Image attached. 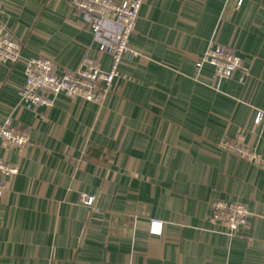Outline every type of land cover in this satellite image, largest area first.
Segmentation results:
<instances>
[{"label":"crops","instance_id":"crops-1","mask_svg":"<svg viewBox=\"0 0 264 264\" xmlns=\"http://www.w3.org/2000/svg\"><path fill=\"white\" fill-rule=\"evenodd\" d=\"M143 0L130 43L140 55L102 102L57 96L18 106L29 57L75 68L94 34L70 0H0V18L22 60L0 64V124L29 132L0 157L19 172L0 195V264H264V169L223 150L243 132L264 159V0ZM109 23L100 32L108 37ZM210 42L233 49L235 71L215 90L213 68L195 60ZM98 64L108 69L110 57ZM2 177L0 175V181ZM94 195L93 207L80 201ZM216 200L239 202L247 224L227 239L208 222ZM161 235L148 232L151 219Z\"/></svg>","mask_w":264,"mask_h":264},{"label":"built area","instance_id":"built-area-1","mask_svg":"<svg viewBox=\"0 0 264 264\" xmlns=\"http://www.w3.org/2000/svg\"><path fill=\"white\" fill-rule=\"evenodd\" d=\"M231 1V11L242 9L245 0ZM71 5L85 12L90 20V29L94 34L81 54L75 68L57 70L55 63L48 57L36 55L25 60L24 82L17 91L18 106L32 110L36 107L53 106L57 96L70 99L79 98L83 101L102 102L104 97L114 91L116 81L121 78L120 66L123 62L131 61L140 52L130 43V35L135 29L138 13L143 0H70ZM109 23L117 29L108 37H101L100 32ZM22 45L10 30L6 21L0 18V64L10 66L22 60ZM110 57L108 69L98 64L100 54ZM209 64L213 68L212 77L216 81L215 90L223 79L230 78L235 71H240V82L248 76V69L243 59L234 53L233 49L217 42H210L203 54L196 58L197 70ZM264 116L262 110L255 114L254 123L258 124ZM29 143V132L20 121L13 122L6 117L0 124V145L23 150ZM219 146L232 154L264 169V159L254 148L244 143L243 132H237L232 138H224ZM19 172L17 164L8 162L0 157V195L5 190V180H9ZM95 197L82 193L80 201L88 207H93ZM249 210L245 204L216 200L211 204L208 222L213 229L220 231L229 240L237 236L240 229L247 224ZM163 222L151 219L148 232L161 235Z\"/></svg>","mask_w":264,"mask_h":264},{"label":"trees","instance_id":"trees-1","mask_svg":"<svg viewBox=\"0 0 264 264\" xmlns=\"http://www.w3.org/2000/svg\"><path fill=\"white\" fill-rule=\"evenodd\" d=\"M72 6V5H71ZM73 7V6H72ZM74 8V7H73ZM210 66V65H209ZM212 67V66H211Z\"/></svg>","mask_w":264,"mask_h":264}]
</instances>
